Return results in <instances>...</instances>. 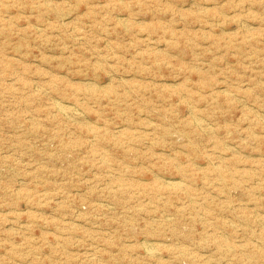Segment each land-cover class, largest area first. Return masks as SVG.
I'll use <instances>...</instances> for the list:
<instances>
[{"label": "rangeland", "instance_id": "1", "mask_svg": "<svg viewBox=\"0 0 264 264\" xmlns=\"http://www.w3.org/2000/svg\"><path fill=\"white\" fill-rule=\"evenodd\" d=\"M0 264H264V0H0Z\"/></svg>", "mask_w": 264, "mask_h": 264}]
</instances>
